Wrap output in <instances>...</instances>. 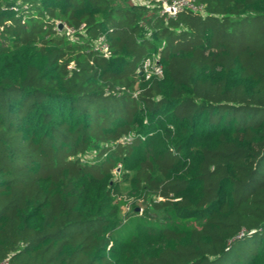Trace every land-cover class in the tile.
Listing matches in <instances>:
<instances>
[{
    "label": "trees",
    "instance_id": "16d2710c",
    "mask_svg": "<svg viewBox=\"0 0 264 264\" xmlns=\"http://www.w3.org/2000/svg\"><path fill=\"white\" fill-rule=\"evenodd\" d=\"M195 5L0 0V262L264 264V0Z\"/></svg>",
    "mask_w": 264,
    "mask_h": 264
},
{
    "label": "built area",
    "instance_id": "2783aa9c",
    "mask_svg": "<svg viewBox=\"0 0 264 264\" xmlns=\"http://www.w3.org/2000/svg\"><path fill=\"white\" fill-rule=\"evenodd\" d=\"M135 2L147 5H160L161 12L168 16H175L182 9H193L196 10L198 7L195 5V0H134ZM68 33H71V29L68 28ZM105 39L100 37L96 41V48L100 49L104 54L108 55V46ZM147 58L141 67L138 68V72L145 73L147 78L152 75L162 76L163 65L159 58L153 60L152 64L146 66ZM129 140L130 137H125ZM0 264H10L8 261L0 262Z\"/></svg>",
    "mask_w": 264,
    "mask_h": 264
},
{
    "label": "rangeland",
    "instance_id": "374dc122",
    "mask_svg": "<svg viewBox=\"0 0 264 264\" xmlns=\"http://www.w3.org/2000/svg\"><path fill=\"white\" fill-rule=\"evenodd\" d=\"M68 33V32H67ZM156 58H158V54L155 53V54H152L150 55L149 59L147 60L146 62V66L147 65H150L152 64L153 60H155ZM95 154L94 152H90L86 155V158L85 161H92L93 159H95ZM133 162V159H129L128 162H127V165H128V168H130V165L132 164ZM121 169V163L118 165V169L116 171H119ZM128 183H121V191H122V194L121 196L119 197V199H123L125 198L126 200V205L123 207V211L121 213V217L124 218L126 216H128V213L130 212L132 206L137 203L139 206H142L144 207V202L141 201V199H137L135 198L134 195H130V196H127V189H128ZM139 208V210H141L140 207H137Z\"/></svg>",
    "mask_w": 264,
    "mask_h": 264
},
{
    "label": "water",
    "instance_id": "95a60500",
    "mask_svg": "<svg viewBox=\"0 0 264 264\" xmlns=\"http://www.w3.org/2000/svg\"><path fill=\"white\" fill-rule=\"evenodd\" d=\"M63 27H64L63 23L60 22L59 25H58V28L62 29ZM136 209L138 210L139 208H136Z\"/></svg>",
    "mask_w": 264,
    "mask_h": 264
}]
</instances>
